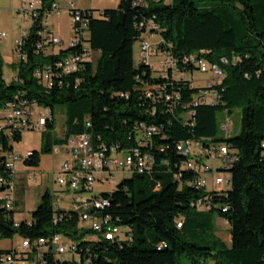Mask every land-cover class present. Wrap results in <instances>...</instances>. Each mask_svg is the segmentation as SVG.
<instances>
[{"label":"trees","instance_id":"obj_1","mask_svg":"<svg viewBox=\"0 0 264 264\" xmlns=\"http://www.w3.org/2000/svg\"><path fill=\"white\" fill-rule=\"evenodd\" d=\"M39 1V18L23 39L21 52L26 59L19 61L17 82H5L0 56V110L7 102L26 100L50 111L41 151L30 152L24 165L37 167L41 154H51L56 147H66L70 138L83 135L89 138L88 148L104 150L106 155L139 149L154 163L149 173L122 174L131 177L111 193L73 191L74 199L84 197L89 203L69 210L57 208L55 197L45 192L31 213V222L17 227L12 210L0 208L4 225L0 238L18 235L30 242L33 254L39 239L58 235L75 241L72 256L79 261L55 260L48 248L37 264H264V0H147L142 6L120 0L115 10L98 14L78 10L88 34L85 43L99 57L94 65L86 60L81 71L63 76L61 86L49 89L39 84L33 71L49 63L62 64L68 51L35 53L36 32L54 4V0ZM148 22L157 27L153 33L161 40L155 57L165 54L173 60V66L163 71L134 64V45L145 40L146 30L140 24L145 27ZM69 51L82 53L83 49L78 45ZM189 57L221 72L219 83L212 87L217 104L184 106L202 88L184 75L197 71L184 61ZM170 95L178 102L166 101ZM54 106H65L63 139L49 138ZM232 109L240 110L238 134L217 138V113L228 115ZM148 127L156 131L146 137L140 130ZM20 140V132L10 139L0 132V146L6 153ZM180 142L234 151L236 160L224 170L230 177L228 188L196 187L200 176L181 167L188 157L176 152ZM85 192L91 195L82 196ZM99 198L107 201L104 208L77 209ZM84 216L108 219L122 230V240L105 241L80 224ZM216 217L228 226L229 245L216 234ZM87 235L92 238L85 239ZM26 255L29 258L30 253Z\"/></svg>","mask_w":264,"mask_h":264},{"label":"built area","instance_id":"obj_2","mask_svg":"<svg viewBox=\"0 0 264 264\" xmlns=\"http://www.w3.org/2000/svg\"><path fill=\"white\" fill-rule=\"evenodd\" d=\"M20 1L22 7L16 12L20 14L22 22L27 23L30 21L31 26L27 31L21 33L22 37L20 40L14 42V50L17 53L19 61H25L26 56L21 52L24 44L23 39L27 38L34 20L39 18L41 3L39 0ZM126 1H130L132 6H141V2H147V0ZM68 8L72 20L73 39L69 42L66 49H61L63 52L68 51L67 54L62 56V64L49 63L33 71V77L43 88H53L55 84L61 86L62 82L60 79L63 76L78 73L83 69V63L89 59L88 50L83 46L88 36L86 25L81 19L80 13L78 12L79 9L74 6L72 1L69 3ZM45 12L46 14L41 21V27L36 32L39 42L34 47L35 53L38 54L41 52L45 55H57L61 50L57 53L54 52L55 46L61 47L63 44L59 38L55 34H52L47 28L44 20L47 16H58V8L56 5L52 4L51 9ZM140 28H144L151 36L157 35L153 33V31H157V27L151 22H148L145 27L143 24H140ZM5 37V33L0 32V42H2ZM160 42L161 40L159 38V41L155 44H149L147 40L139 43L138 58L141 63L149 66L152 71H163L164 67L173 66V60L165 54L163 57H155V48ZM78 45L82 47V53L69 51V49L75 48ZM151 57L158 59V65L151 64ZM184 61L194 64L199 73L209 72L211 75V78L202 85V88H200L199 92L193 97L191 103L184 106L217 104L219 98L216 92L212 90V87L219 83L222 74L219 72H212L211 67H209V64L204 60L189 57L185 58ZM17 81L18 77L16 76L13 82ZM165 99L171 102V105L178 102V97L174 95L166 96ZM36 108L38 107L26 100H13L5 103L1 109L4 114L0 120L4 121V125H0V132L6 133L9 139L15 132L22 133L26 130L43 132L48 120V113L45 110L35 114ZM224 114L227 115L226 111H224ZM221 128L225 133H229L231 130L230 121H224ZM155 131L156 129L153 127H148L146 129L142 128L140 130L146 137H149V135ZM88 141L89 138L83 135L80 137H73L71 138V142L67 143V151L64 152L68 154L69 161L62 165L60 177L57 179V183L59 187L63 188V192L67 191L73 194V188L68 185V177H78L80 190L87 189L92 191L96 185H101L103 187L107 186V183L113 179L115 174L127 173L128 166H152L154 163L150 155L142 153L139 149H132L130 152L120 155L115 153L106 155L104 150L96 151L93 148H88ZM7 142L10 144V141ZM175 150L183 157H188V160L183 162L181 167L200 176L195 183L196 187L205 188L207 186V176L213 175L212 189L222 191L228 188L229 181L224 178V170H226V166H230L231 163L236 160L234 151L225 146L213 148L212 150L204 149L199 143L192 142H180L175 146ZM30 155V152H28L14 156L13 151L6 153L0 146V157L2 158L0 165H2L3 169L2 173H0V208L7 211L12 210L15 203L12 195V191L14 190L12 181L15 177V164L18 161L24 162ZM85 195H88V193L85 192L82 194V196ZM56 199H59V197ZM106 205L107 201L99 198L94 199V205L77 207V209L88 207L102 209ZM80 224L100 234L105 241L117 243L122 240V230L117 226L111 225L108 219L99 221L91 220V218L81 219ZM14 226L17 227L18 224L14 223ZM59 237L58 235H54L49 240L39 239L36 246L38 248L48 247L51 249L52 254H59L61 258L66 252H71V254L74 253V245L67 246L65 244H57ZM30 248V242L28 240H22L21 245L13 249L11 253H4L5 258L3 254H0V264H18V262L23 264L25 261L24 257L30 251Z\"/></svg>","mask_w":264,"mask_h":264},{"label":"rangeland","instance_id":"obj_3","mask_svg":"<svg viewBox=\"0 0 264 264\" xmlns=\"http://www.w3.org/2000/svg\"><path fill=\"white\" fill-rule=\"evenodd\" d=\"M36 1V0H30ZM59 12V18L53 15L47 17L53 25H58L61 31L60 39L63 41V46H55L54 52H58L61 49H66L69 42L73 39L72 31V20L69 13L68 5L71 1L78 2V0H55ZM120 0H91L92 10L96 13L103 10H115L119 4ZM82 3H90V0H82ZM206 2H203L205 4ZM22 7L20 0H0V32L5 33L6 37L0 42V56L2 59V74L6 83L12 82L16 76L19 65V58L14 50V42L20 40L22 37V32L27 31L30 28V21L24 23L21 21L20 14L16 11ZM46 22V20H44ZM51 31V30H50ZM52 34H54L51 31ZM143 39L147 40L149 44H155L159 41V35L151 36L149 33L142 34ZM84 47L88 50L89 59L88 61L95 64L97 58L99 57V52L92 51L87 43ZM139 43H136L133 48V59L134 64L137 66L140 61L138 58ZM151 64L158 65V59H150ZM159 67V66H158ZM177 73V72H176ZM187 79L193 81L196 87H201L206 81L211 78L210 73H199L198 71H193L190 75L188 73L184 74ZM65 106H54L52 110V115L54 119V129L49 133L50 139H63L65 130V116H64ZM45 110L43 108H36L35 114L41 113ZM48 115L50 111L47 110ZM189 112H185L187 115ZM3 110H0V118L3 116ZM34 114V115H35ZM217 138L224 139L226 137H234L239 132V121H240V110L232 109L228 115L224 112L217 113ZM229 120L231 131L228 135L222 130V124L224 121ZM0 125H4V121L0 120ZM45 137L41 131H24L21 133V140L13 144V155H21L22 153L37 152L40 153L41 148L44 144ZM64 150V148H63ZM59 149V153H55L54 150L51 154H41L40 162L37 167H27L22 161H18L15 164V177L13 178L12 185L14 190L12 191L15 203L12 207L13 220L15 223H30L31 213L37 208L40 202L41 196L48 192L52 197H55L54 205L59 209L69 210L74 208L76 205L82 203L83 198L78 199L75 202L74 196L71 192L62 191L63 188L59 187L57 179L60 177V170L62 165L69 161V156L66 152ZM67 150V149H66ZM123 174V173H122ZM115 174L113 179H111L107 186L103 187L101 185H96L93 192L94 194L111 193L115 186H117L124 178H130L131 175ZM224 178L229 180V173H224ZM207 186L206 189H210L209 176L206 178ZM89 195V194H88ZM59 199L56 200V197ZM88 205L84 206L87 207ZM202 212L207 211V208H202ZM214 225L216 227L217 236L227 245L230 243V236L228 232V226L219 218L214 219ZM91 235H87L85 239H91ZM22 238L15 235L12 239H1L0 238V251L6 252L17 248L21 245ZM74 240L65 238L63 236L59 237L58 245L65 244L67 246L73 245ZM48 247H37V252L32 253V248L30 249L29 258L25 255V261L23 264H37L42 253L46 252ZM5 258V254H3ZM55 260L61 259V255H53ZM28 258V259H27ZM62 259L64 261H79L77 255L72 256L71 252H66ZM18 264H22L18 262Z\"/></svg>","mask_w":264,"mask_h":264},{"label":"bare ground","instance_id":"obj_4","mask_svg":"<svg viewBox=\"0 0 264 264\" xmlns=\"http://www.w3.org/2000/svg\"><path fill=\"white\" fill-rule=\"evenodd\" d=\"M145 4H146V2H141V6L145 5ZM209 67H211L212 72L221 73L216 66L209 65ZM228 167L229 166H226V168H228ZM135 171L139 174L146 173V172L149 173L150 172V166H128L127 173H123V174H133ZM68 185L73 188V191L79 190L80 186H79L78 177H68ZM81 198H83V201L81 203L82 205L89 203L86 198H84V197H81ZM81 198H76L75 202H77L78 199H81ZM92 205H94V200H92ZM83 219H87V217L84 216ZM177 227H180V223L177 224Z\"/></svg>","mask_w":264,"mask_h":264},{"label":"crops","instance_id":"obj_5","mask_svg":"<svg viewBox=\"0 0 264 264\" xmlns=\"http://www.w3.org/2000/svg\"><path fill=\"white\" fill-rule=\"evenodd\" d=\"M73 2V4H74V6L77 8V9H79V10H92V3H91V0H90V3H82V0H78V2L76 1V2H74V1H72ZM54 5H56L57 6V4H56V1L54 0ZM60 15V14H59ZM59 15L58 16H56V15H53L54 17H56V18H52V19H54V20H56V19H58L59 18ZM52 16V15H51ZM51 16H49V17H51ZM48 17V16H47ZM45 18V20H46V22H45V24H46V26H47V28L49 29V30H51L58 38H59V40L62 42V44H63V41L60 39V37H61V31H60V29H59V26L58 25H53L52 23H51V25L49 24L50 23V20L48 21V18ZM68 142H71V138L68 140ZM63 148H64V150L65 151H67L66 149H67V146L65 147H56V148H54V152L55 153H59V149H61V150H63ZM63 150V151H64ZM212 180H213V175H209V183H210V188H211V186H212Z\"/></svg>","mask_w":264,"mask_h":264},{"label":"water","instance_id":"obj_6","mask_svg":"<svg viewBox=\"0 0 264 264\" xmlns=\"http://www.w3.org/2000/svg\"><path fill=\"white\" fill-rule=\"evenodd\" d=\"M0 226H1V227H4V225H3L1 222H0Z\"/></svg>","mask_w":264,"mask_h":264}]
</instances>
